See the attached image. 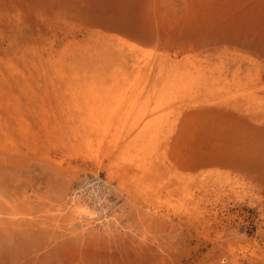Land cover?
I'll use <instances>...</instances> for the list:
<instances>
[{
    "label": "rangeland",
    "instance_id": "1",
    "mask_svg": "<svg viewBox=\"0 0 264 264\" xmlns=\"http://www.w3.org/2000/svg\"><path fill=\"white\" fill-rule=\"evenodd\" d=\"M94 79L113 80L116 103L127 86L148 110L159 85L177 80L165 130L144 144L131 119L119 142L95 130L99 164L88 159L94 122L75 117L73 94ZM256 127L264 0H0V264H264ZM93 171L106 190L82 221L69 200ZM135 171L171 197L135 192ZM86 220L96 226L81 228Z\"/></svg>",
    "mask_w": 264,
    "mask_h": 264
},
{
    "label": "bare ground",
    "instance_id": "2",
    "mask_svg": "<svg viewBox=\"0 0 264 264\" xmlns=\"http://www.w3.org/2000/svg\"><path fill=\"white\" fill-rule=\"evenodd\" d=\"M147 63H149V60L148 59H145L144 60V65L147 66L148 65ZM138 68H140V67H138ZM187 72H189V70H187ZM137 74H138V76H136V78H135L136 82L139 81L140 78H142V75L140 74V72H137ZM191 75L192 74H190V76L184 75L183 79L186 80L187 83H189L188 77H192ZM139 82H137V83L139 84ZM137 83L135 85H137ZM98 84L99 83H97V80L94 79L93 82H91V83H89V84H87L85 86H82V85L80 86V88H82V89L79 92L80 93L79 96L73 94V96L76 97V101L79 104L78 107H77L78 113H77V116H75V117H77V119H79V121L82 122L83 125L88 124L89 121H93L94 122L93 124L90 125L91 126V129L88 130V132L86 131V137L84 139V143L87 145V147H89V150H90L89 152L91 153L89 155V157H87V158L88 159H91L92 161H94L95 164H99V161H98V159L96 157V153H95L96 146H95L94 141L92 142V137L95 134V130H99L100 132L102 131L101 132V134H102L101 135L102 140H106L108 138L109 134H110L111 135L110 137L114 140V142H119L120 140H122L124 138L125 134H127L126 131L129 132V119H131L132 121H131L130 124L132 126H134L135 129H136V131H137V134H136L135 137L138 140H140V143L144 144L146 142H150L153 139H156L165 130V128L167 127V124L169 123V121H168V119H169L168 118V116H169V110L168 109L169 108H167L168 105H169V103H170V101H169L170 98L169 97H171L173 95V93H176V91L178 89V81L177 80L172 81V82H169V83H165L164 82L163 84L159 85L158 90H156V94H157L156 100L154 101L155 103H153V108L151 110H148V108L146 107V104L147 103H146L145 100L129 101V99H127V97H126L127 94H128V91H127L128 88H127V86H125L123 89H120L119 90V92H125V93L119 99L120 101L116 103V102H114V98L111 96L113 94V89L111 88L112 85H113V80H112V83H110L111 85H109V84L106 85V84L102 83L103 85L101 87H99ZM142 90H143V88H140L139 89V92H141ZM73 93H76L75 90L73 91ZM105 93H107V95L109 97L107 98L106 102H103V100L105 99V96H104ZM155 112L156 113H159V114L157 116H154L153 114H155ZM254 129H255L254 130L255 131L254 133H256L259 136V138H264V127L263 128L256 127ZM142 144H140V148L143 147ZM112 152H113V147L111 145H107L106 146V155L111 154ZM125 158L126 157L123 158L124 161H125ZM133 166H136L138 168V170H139L140 173L144 171L143 165L140 164V163H138V162L133 163ZM52 171L51 172L49 171V172L52 173ZM73 172H74V170H73ZM93 172L94 173H92V174H93L94 178L96 179V181L94 182L95 179L93 180V179H89L88 177H85L86 179H83V181H81L80 187L77 189V191L79 192V195L77 194L78 192H76V190H75V192H71L73 194V196H72L71 200H69L70 203H73V206H76V209H78L79 212L84 211V213L81 214L79 216V218H78V219H80L82 221H84L85 219H91L92 216L96 213L97 208L102 207V204H101L102 201H101V199L103 198V195L101 196V194H104V190H106V189H103V187H102L103 182H105V180H100L99 181V176H98L97 172H95V171H93ZM122 172H124V170H122ZM139 172L135 171V175L137 177H135L133 181H130L132 183V188L135 190V192H140L141 193V191L143 189L148 195H150L156 201H158V200H164L165 198L171 197V194L170 195H167V194H164L163 195L162 194L163 191H165V190L163 189V187L159 188V185H157V182L146 181V182H142L141 183L140 180H143V178H141L139 176V174H138ZM60 173H62V172H60ZM0 176H1V174H0ZM27 178H28V176H27ZM4 181H5V179H4ZM119 184L121 185V182ZM0 188H1V186H0ZM4 189H5V187H4ZM4 199L7 200V198H4ZM83 199H87L88 201L83 200ZM171 202L173 203V201L171 199H168V200L165 201V203H167L168 205H170ZM1 203H2V201H1ZM1 203H0V205H1ZM95 203H99V207H96L94 205ZM55 204H54V206H55ZM59 204L61 205V203H59ZM66 204H68V203H66ZM13 205L15 206V204H13ZM23 206H25V205L23 204ZM73 206H71V207H73ZM15 207H13V209ZM18 208H20V207H17V209ZM17 209H16V211L18 212L20 209H18V210ZM44 209H46V208H44ZM49 209L50 208H48V211H49ZM104 209H106V208H101V210H98V212L99 211H101V212L103 211L104 212L105 211ZM27 211H28V209H27ZM2 212H0V213H2ZM10 212H11V214H13L12 213V209H11ZM10 212L9 213L6 212L7 215H9ZM42 212H45V211H42ZM48 213H53V212L50 211ZM54 213H56L55 210H54ZM86 213H87V215H86L87 217L84 218L85 217L84 214H86ZM26 214H27V212H26ZM16 215L18 216L17 213H16ZM23 216L24 215H22L21 217L23 218ZM54 216H56V215H54ZM10 217H13V216H10ZM25 217H26V215H25ZM56 217L58 218V216H56ZM26 219H28V218H26ZM0 220H1V217H0ZM8 221H12V220L9 219ZM15 221H18L19 222L21 220H17L16 219ZM0 222L2 223V220ZM3 222H4V220H3ZM6 223L8 224V222H6ZM12 223H10V224L12 225ZM23 223L26 224L25 221ZM91 224L92 223L87 222V220H86V222H83L82 224L79 223L78 225L81 228L85 227L86 230H90V229H93L92 227H95L96 226V225L95 226L94 225L91 226ZM14 225L16 226L17 224L15 223ZM39 225H37V226H39ZM3 226L5 227L7 225H3ZM18 226H20V225H17V228H18ZM9 227H11V226H9ZM23 227L25 228V225ZM3 230L6 231V229H3ZM14 231H16V230H14ZM10 232H11V230H10ZM17 232H18V230H17ZM11 237H13V236H11ZM23 237H24V234H23ZM20 238L18 237V239H20ZM9 239L10 238H8V241H9ZM15 240H16V238H15ZM11 241H12V239H11ZM13 242H14V240H13ZM31 243H33V242H31ZM6 244H10V243H6ZM19 244L20 243H18V245ZM35 245L36 244H34V246ZM6 246H8V245H6ZM27 246H29V245H27ZM12 249L14 250V248H12ZM25 256H27V255H25ZM13 259H15V257Z\"/></svg>",
    "mask_w": 264,
    "mask_h": 264
}]
</instances>
